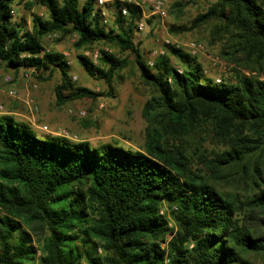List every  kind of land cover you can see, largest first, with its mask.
I'll return each mask as SVG.
<instances>
[{"label": "trees", "instance_id": "1", "mask_svg": "<svg viewBox=\"0 0 264 264\" xmlns=\"http://www.w3.org/2000/svg\"><path fill=\"white\" fill-rule=\"evenodd\" d=\"M37 1L46 15L34 14L27 28L10 11L31 2L0 0V64L59 73L53 91L62 106L105 94L76 85L66 58L44 51L42 38L76 34L77 49L109 47L96 63L82 54L78 62L112 96L114 78L136 64L150 88L144 142L134 150L39 137L1 113L0 264H264V78L236 70L217 81L196 55L172 46L148 66L134 41V3H112L107 26L95 0ZM172 7L177 21L182 4ZM209 23L223 57L264 70V0H210L190 26L170 29Z\"/></svg>", "mask_w": 264, "mask_h": 264}, {"label": "rangeland", "instance_id": "2", "mask_svg": "<svg viewBox=\"0 0 264 264\" xmlns=\"http://www.w3.org/2000/svg\"><path fill=\"white\" fill-rule=\"evenodd\" d=\"M115 1L107 2L103 7L107 26H111L114 19V9L111 4ZM140 1L144 2L145 0ZM165 1L167 17L159 19L156 16H151L148 18L149 21H147L145 29L135 32L134 41L139 44L146 59L148 52L160 43L161 38L168 36L181 43L187 41L200 43L202 48L198 51L192 52L188 48L183 50L196 55L206 69L207 75L211 77H231L237 70L247 76L264 78V70L244 67L220 54L219 44L210 42L212 23L200 28L171 31L172 23L190 26L191 20L198 13L206 10L210 0ZM176 2L182 4V15L177 21L170 13L172 5ZM14 6L17 12L16 21H23L27 28L30 27L34 14L38 15L39 12H42L44 16L46 15V9L37 0L28 6L23 2H18ZM76 41V34L51 40L42 38L43 45L49 50L67 53L66 59L69 61L71 80L76 85L102 92L105 95L99 96L95 100L83 98L58 106L54 102L53 87L60 80L59 73L56 72L50 76L48 73L33 72L30 69H6L0 64V105H2L0 114L7 112L16 119L28 123L32 131L39 137L66 136L73 140L84 139L91 144L117 141L125 147L138 150L144 142L146 121L142 116V107L149 97L150 88L141 80L136 64L132 61L114 78L112 82L113 96L106 95L108 88L105 83L88 76L80 66L77 55L89 48L77 49ZM93 47L102 48L105 46L95 44ZM130 59H133V56ZM173 61L176 63L174 59ZM26 72H28V76L24 75ZM7 77H9L8 80ZM9 89L16 91L14 97L7 94ZM27 99L34 101L36 109L28 107ZM80 111H84L85 114L81 115ZM44 125L47 126L45 130L42 128ZM204 147L211 149L215 146L207 140ZM225 187L227 188L228 185ZM241 187L244 188V185Z\"/></svg>", "mask_w": 264, "mask_h": 264}, {"label": "built area", "instance_id": "3", "mask_svg": "<svg viewBox=\"0 0 264 264\" xmlns=\"http://www.w3.org/2000/svg\"><path fill=\"white\" fill-rule=\"evenodd\" d=\"M24 1H29V2L33 3L35 0H24ZM112 1H114V0H95V6H96V8L100 9L101 19L103 22L107 21V19L105 18V12L103 10V7L106 5L107 2H112ZM116 1L130 2V3H134L135 5L140 7L141 17L136 21V32H140V31H143L145 29L147 19L150 18L151 16H156L159 19H165L167 17V8H166V1L165 0H145L144 2L146 3L147 7L144 5L145 3L141 2L140 0H116ZM119 9H120V12L122 15H124V16L127 15L128 11H127L126 6L121 4L119 6ZM10 14H11L12 19L14 21H16L17 12H16V8L14 5L11 8ZM38 16L44 17L42 12H39ZM44 37L47 40H51V39L59 38L60 35L56 32H53V33H48ZM42 46H43L44 51H50L47 47H45L43 45V43H42ZM168 46H172V47L179 48V49L188 48V49H191L192 52L198 51V50H200V48H202V45L200 43L195 42V41H187V42L181 43V42L176 41V40H174L168 36H164L161 38L160 43L148 52V58L146 61L147 65L152 66L154 63V60L157 57L163 55L166 52ZM100 49L111 52V49H109L108 47H102V48L93 47L91 49L83 50L82 55L87 56L94 63H96L98 56H99ZM61 54H63V56L65 58H67L66 52H62ZM67 63H69L68 60H67ZM30 71L36 72L34 69H30ZM24 75L28 76V72H26ZM8 79H9V77H7V80ZM217 81H219V78H217ZM7 94L9 96L14 97L16 95V91L14 89H9L7 91ZM26 104L28 105L29 108L33 107V109H36V106L34 105V101L32 99H27ZM1 110H2V105H0V111ZM79 113L81 115L85 114L84 111H80ZM42 128L45 130V129H47V126L44 125V126H42Z\"/></svg>", "mask_w": 264, "mask_h": 264}]
</instances>
